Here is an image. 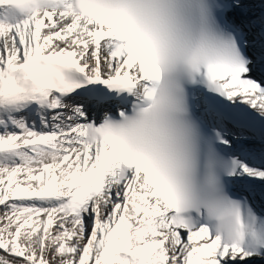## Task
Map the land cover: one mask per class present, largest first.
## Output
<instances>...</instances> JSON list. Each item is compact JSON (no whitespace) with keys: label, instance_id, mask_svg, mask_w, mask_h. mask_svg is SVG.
<instances>
[{"label":"snow or ice","instance_id":"6c2138e0","mask_svg":"<svg viewBox=\"0 0 264 264\" xmlns=\"http://www.w3.org/2000/svg\"><path fill=\"white\" fill-rule=\"evenodd\" d=\"M259 6L0 0V264H264Z\"/></svg>","mask_w":264,"mask_h":264},{"label":"bare ground","instance_id":"6f19581e","mask_svg":"<svg viewBox=\"0 0 264 264\" xmlns=\"http://www.w3.org/2000/svg\"><path fill=\"white\" fill-rule=\"evenodd\" d=\"M258 137H259V135L256 136V140L255 141L258 143V147H261V141H260V138H258Z\"/></svg>","mask_w":264,"mask_h":264}]
</instances>
